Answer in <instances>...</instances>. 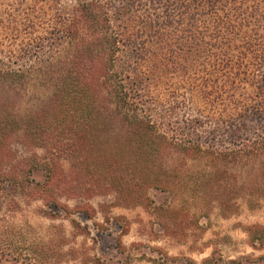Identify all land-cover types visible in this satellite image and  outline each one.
I'll use <instances>...</instances> for the list:
<instances>
[{
  "label": "trees",
  "instance_id": "1",
  "mask_svg": "<svg viewBox=\"0 0 264 264\" xmlns=\"http://www.w3.org/2000/svg\"><path fill=\"white\" fill-rule=\"evenodd\" d=\"M147 2L153 11L149 6L140 14ZM10 37H21V52L12 59L0 45V164L13 161L12 139L52 154L25 165L13 163V189L26 186L31 195H44L56 206V198L49 197L56 195L54 188L62 193L65 187L58 160L63 155L77 158L79 176L91 174L81 193L113 191L119 203L151 206L150 188L169 190L175 205L152 206L164 214L184 215L187 200L196 199L201 211L214 200L227 216L244 191L264 198V126L242 122L221 147L204 135L178 133L168 122L173 108L159 117L140 70L156 49L178 73L209 65L227 71L233 69L232 54L240 43L246 44L241 54L249 55L248 49L264 68L263 0H73L68 7L63 0H0V41ZM139 37L148 45L146 40L136 45ZM33 77L51 94L22 112L16 96L22 97L19 91ZM259 78L264 80V69ZM235 82L231 72L224 75L225 86ZM255 118L264 123V112L256 110ZM113 122L120 127L111 133L108 124ZM172 152L178 163L169 167L166 155ZM101 165L105 174H96L92 168ZM41 167L44 183L32 177ZM239 170L251 175L248 182ZM67 190L63 192L76 193L74 187ZM248 233L253 246L264 244L263 224L251 225ZM1 263L49 264L40 248L24 252L8 246H0Z\"/></svg>",
  "mask_w": 264,
  "mask_h": 264
},
{
  "label": "rangeland",
  "instance_id": "2",
  "mask_svg": "<svg viewBox=\"0 0 264 264\" xmlns=\"http://www.w3.org/2000/svg\"><path fill=\"white\" fill-rule=\"evenodd\" d=\"M63 3L68 7L73 0ZM149 6L150 2L141 5L139 13L144 14ZM149 9L153 11L152 6ZM143 40L147 41L144 37L136 39V45H143ZM20 44L21 37L0 41L12 59L19 56ZM245 45L240 43L232 54L233 69L226 71L223 66L209 65L192 73L174 71L167 64L169 57L163 60L166 54L154 49L155 56L142 63L140 70L147 78L146 95L159 117L162 119L160 115L173 108L168 117L172 128L179 129H176L178 133L204 135L208 143L218 147L232 128L242 122L248 125L257 122L263 128L264 123L258 122L255 115L258 109L264 112V80L259 78L264 68L257 66L248 49L249 55L241 54ZM139 54L140 50L135 52L136 59ZM230 72L236 81L232 87L224 85V75ZM19 92L22 97L14 98L16 108L24 112L40 105L51 94V88L33 77L27 89ZM113 123L108 124L111 133L120 127L119 123ZM11 148L12 163L7 159L5 164H0V246L20 248L24 252L40 248L49 264H264V244L257 242L253 246L248 233L251 225H264V198L257 194L242 192L235 199L237 209L227 216L221 214L214 200L206 211H201L200 200L196 199L187 200L184 215L164 214L152 206L154 203L175 205L176 196L169 190L150 188L151 206L119 203L113 191L92 196L81 193L91 174L83 171L79 176L77 158L62 155L58 160L65 175L60 183L65 187L62 193L54 188L56 195H50L49 198L58 201L55 206L44 195H31L26 186L21 191L13 189L9 178L13 163L21 161L25 165L28 161L47 159L52 157L50 150L30 147L16 139L11 140ZM126 152L129 156L130 152ZM175 156L174 152L166 155L169 167L178 163ZM92 169L97 170L96 174H105L102 165ZM239 171L248 182L251 175ZM32 177L44 183L46 170L41 167ZM24 183L27 185V181ZM70 186L75 188L74 195L66 193ZM251 200L256 203L250 204ZM1 257L3 262L6 255Z\"/></svg>",
  "mask_w": 264,
  "mask_h": 264
}]
</instances>
